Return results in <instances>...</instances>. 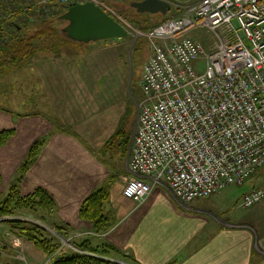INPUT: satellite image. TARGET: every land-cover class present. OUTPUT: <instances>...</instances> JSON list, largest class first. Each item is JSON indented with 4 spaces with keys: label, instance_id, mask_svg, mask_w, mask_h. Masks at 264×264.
I'll use <instances>...</instances> for the list:
<instances>
[{
    "label": "crops",
    "instance_id": "0c3cea01",
    "mask_svg": "<svg viewBox=\"0 0 264 264\" xmlns=\"http://www.w3.org/2000/svg\"><path fill=\"white\" fill-rule=\"evenodd\" d=\"M68 46L62 55L31 61L21 86L0 88V97L6 96L0 100V131L14 130L0 147V193L13 185L21 195L44 189L55 203L50 213L40 212L43 219L48 218V226L73 233V241L78 243L87 239L86 244L101 255L95 257L110 262L264 264V199L233 213L241 195L253 188L250 182L237 195L225 188L191 202L234 226L183 210L162 187L155 188L141 204L124 193L120 175L113 176L115 169L106 159L109 150L103 149L124 112V100H116L117 94H113V53L86 46V55L80 60L74 56L80 46ZM99 94L105 100L99 99ZM118 108L122 111L119 109L113 123ZM37 140L43 142L39 152L21 173L20 167ZM110 177L114 182L103 205L110 226L95 233L92 224L79 217V208L86 196ZM8 250H12L9 242L0 235V264L15 261ZM47 258L33 251L27 262L40 264Z\"/></svg>",
    "mask_w": 264,
    "mask_h": 264
},
{
    "label": "built area",
    "instance_id": "2783aa9c",
    "mask_svg": "<svg viewBox=\"0 0 264 264\" xmlns=\"http://www.w3.org/2000/svg\"><path fill=\"white\" fill-rule=\"evenodd\" d=\"M18 1L12 9L47 11V18L59 14L54 4L92 2L132 42L148 41L124 193L141 204L162 187L183 210L234 226L191 202L242 185L264 167V0H184L180 15L147 30L124 20L110 0ZM0 16L9 23L13 12ZM198 28L210 34L207 45L193 36ZM263 199L264 184L245 191L238 205ZM12 245L21 249L20 239ZM17 259L28 264L22 254ZM50 262L51 256L40 264Z\"/></svg>",
    "mask_w": 264,
    "mask_h": 264
},
{
    "label": "trees",
    "instance_id": "16d2710c",
    "mask_svg": "<svg viewBox=\"0 0 264 264\" xmlns=\"http://www.w3.org/2000/svg\"><path fill=\"white\" fill-rule=\"evenodd\" d=\"M133 1L136 0H125L121 5L117 4L118 6H122L120 8L115 5L116 1L113 2V0H110V3L112 6L118 7L120 13L127 18L132 16L130 22L140 30H147L171 18L168 14L139 13L131 6V2ZM5 2L6 3L2 2L0 4V12L7 14L12 11L13 16L9 19V23H4V19L0 16V37H4L5 35L10 36V41L0 46V75L4 68H17L23 66L38 54L46 56L50 54V56H55L61 52V49H64V47L69 44H82L74 42L66 37L65 33L62 31L65 25L58 26L64 21L60 20L59 16L65 12L67 6L54 4L55 8L61 9L60 13L54 17L45 19L34 9L23 10L19 6L12 9V5L19 4L18 0H6ZM151 16L158 17V23L153 25L150 24ZM140 23H142V25ZM128 38L129 36L123 39L126 40ZM137 42H140L139 45L144 44L148 47V41L145 38H139L138 41L136 40L135 44ZM13 132V129L0 131V147L7 142ZM123 135V131L118 129L107 141L108 143L106 142L103 149L111 152H118V150L123 148V151L127 152L129 136L123 138ZM42 143V140H37L31 146L20 167L21 173L26 171L30 161L36 157ZM113 181L114 178L110 177L107 182H104L91 191L80 205L79 217L90 222L95 233H103L107 231L110 226L108 222L109 218L104 213L103 205L108 200L109 188ZM0 194L4 195L0 197V216L13 215L16 211L25 210L43 219V217L40 216V212L48 213L52 211L55 206L51 195L42 188H38L30 194L21 195L17 187L13 185L7 192ZM5 223L9 225L11 231L16 233L17 237L30 242L35 248L42 251L46 257L51 256V264H118L79 253L70 255L64 252L62 253L61 244L54 235L47 234L48 232L40 226H27L21 219H10ZM54 230L62 235L66 233L56 226H54ZM86 242H88L87 239L83 240L82 243L72 241L77 247L96 253V249L90 248ZM168 264H173V262H169Z\"/></svg>",
    "mask_w": 264,
    "mask_h": 264
},
{
    "label": "rangeland",
    "instance_id": "374dc122",
    "mask_svg": "<svg viewBox=\"0 0 264 264\" xmlns=\"http://www.w3.org/2000/svg\"><path fill=\"white\" fill-rule=\"evenodd\" d=\"M5 1L6 0H2V2L6 3ZM114 1H116L115 5H117V4L121 5V3H123L125 0H123L121 2L117 1V0H113V2ZM169 1L171 3V10L167 14L171 18L174 16L180 15L183 10L181 7H179L178 4H180L184 0H169ZM118 7L120 8L122 6H118ZM118 7L116 8L113 6V8L116 10V12L124 20L130 22L132 19V16L130 18H127L126 16L122 15L120 13V11L118 10L119 9ZM57 10L60 13L61 9H57ZM58 11H55V13H57ZM41 16L45 19H49L47 17L50 16V13L47 11H44V12H42ZM158 20H159L158 17L151 16L150 24H152V25L156 24V23H158ZM65 24H66V22L62 21L61 24H59L58 26L65 25ZM140 24L142 25V23H140ZM194 33H195L196 38L204 41V43L206 45L208 44L207 40H209L210 34L208 32H206L205 29L198 28L195 30ZM138 39L139 38H137L136 40L138 41ZM121 40L112 38V39H106L104 41L101 40L97 43H89V45L80 44L79 45L80 48L75 49L76 51L74 52V56L76 57V55H77V57L80 58V60H83V58L86 55V51L83 48L86 46L93 48V51H104V52L112 51V53H113V60L111 63V66L113 69V72H112L113 94H117V99L114 98V100L115 99L116 100H124L123 101L124 102V109H123L124 112L122 114L123 116L121 115L122 118H119L120 120H118L119 121L118 128H117V125H115V128H117L116 131L118 129H121L123 131V133H124L123 138L129 136V142H128V146H127V149H128L127 152L126 151L124 152L123 148L118 150V152L109 151V152H107L108 155H106V159H108V162L110 164H112L113 169H115L114 170L115 174L113 176L116 177L115 175L119 174L121 177V180L124 183L123 177L126 176V175H124V174H126V173H124V171H126L125 170V167H126L125 160H126V157L128 155L131 137H132V134H133V131L135 128L136 113H137L135 101H134L133 105L130 102H131V100H136L141 96L140 79H141V75H142V64H143V62H145V60L149 56L150 51H149V47L145 46L144 44L139 45L140 42H137L135 44L136 40L134 42H132L133 40L131 39V37L126 39L125 42L124 41L121 42ZM9 41H10V36H8V35H5L4 37H0V46L5 45ZM67 47H69V46H66V47H64V49H61V52H59L57 55H62V53H64V50ZM57 55H55V56H57ZM52 56H54V55H52ZM47 57H51L50 54H47V56L43 55V54H38L37 56H35L33 59L28 61L23 66H20L17 68H13V67L4 68L2 74L0 75V88H7L10 85L15 86V87L21 86L20 83L23 82L25 79V67H28V65L30 64L31 61H35L36 59L47 58ZM103 59L106 60L107 58L103 57ZM98 61H102L101 57L98 58ZM15 87H12V88H15ZM18 97H20V96L18 95ZM100 97L101 96L99 94V99H100ZM5 98H6L5 95L1 96L0 100L2 101ZM96 98H98V96ZM101 98L103 100H105L104 97H101ZM120 105H123V104L120 103ZM119 109L121 110V108H118V110L115 112V114L112 115L113 123L116 120L115 118L117 116V113L119 112ZM120 114H121V112H120ZM109 131H110V129H109ZM109 131H108V133H109ZM99 157L101 159H104L103 155H101V152L99 153ZM103 163L105 164V160ZM19 178L20 177H17L16 179H19ZM248 182H250L251 186H253V187H259V186L263 185L264 184V167H262L260 170H258L244 184H242V185H230L226 188H228L227 190H230L234 194L236 193V195H237V194L241 193L243 190H245L246 186L248 185ZM3 196L4 195L0 194V197H3ZM238 204H239V201L234 206V208H235V211L233 212L234 214L240 213L243 209H245V208H242L241 206H239ZM231 216H232V214H231ZM35 217L36 216L28 213L25 210L16 211L15 214H13V215L0 216V235L5 237L6 241L9 242L12 250L14 249L13 251L8 250L9 251L8 254L11 255V258H13V261L15 260L14 262H12L13 264H19L20 263L19 260L17 259L18 254H22L24 257H26V260L28 262H29V256H30L31 252H33V251L37 252L38 254H42V257H45V255L39 249L35 248L33 245H31L32 246L31 247L30 244L28 243V241L24 240L23 238L18 237L20 239V245H21L20 248L21 249L17 248V250H16V248L13 247L12 242H13L14 237H17V235H16V233H14L13 231L10 230L9 225H7L5 222L7 220L16 219V218H18V219L23 218V220L22 219L21 220L24 221V224L27 226L37 225V226H40L41 228H43L44 230H46V232H48L47 234L57 235V237L56 236L55 237L57 238L58 242L61 244L62 253L64 252L68 255L79 253V254H84L86 256H93V257H95L96 255H99V254L90 252L88 250H84L83 248L77 247L75 244H73L72 241L75 239V238L71 237V235L73 236V233L66 232L65 235H62L59 233L54 234L52 232V231H54V227L48 226L49 225L48 224V218L40 219L39 217H37L39 219L38 220ZM26 218H27V220H24ZM45 225H47L46 227H49V229H47L45 227ZM14 256H15V258H14ZM99 256H101V255H99ZM101 259H104V258L101 257ZM123 262H125V261H123Z\"/></svg>",
    "mask_w": 264,
    "mask_h": 264
},
{
    "label": "water",
    "instance_id": "95a60500",
    "mask_svg": "<svg viewBox=\"0 0 264 264\" xmlns=\"http://www.w3.org/2000/svg\"><path fill=\"white\" fill-rule=\"evenodd\" d=\"M131 6L139 13L166 15L171 10L169 0H136ZM59 19L66 22L62 28L66 37L78 43L128 36L127 30L116 19L92 2L67 6Z\"/></svg>",
    "mask_w": 264,
    "mask_h": 264
}]
</instances>
